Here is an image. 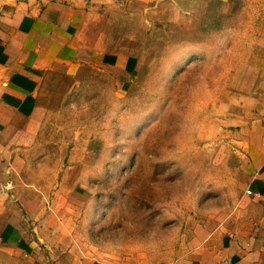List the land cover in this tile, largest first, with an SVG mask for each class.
Masks as SVG:
<instances>
[{
	"label": "rangeland",
	"instance_id": "rangeland-1",
	"mask_svg": "<svg viewBox=\"0 0 264 264\" xmlns=\"http://www.w3.org/2000/svg\"><path fill=\"white\" fill-rule=\"evenodd\" d=\"M81 1L77 68L51 69L38 139L12 158L21 194L71 195L53 210L66 245L106 264H187L219 234L252 229L264 0ZM101 54L112 60L92 61ZM130 56L134 71L114 63Z\"/></svg>",
	"mask_w": 264,
	"mask_h": 264
},
{
	"label": "crops",
	"instance_id": "crops-1",
	"mask_svg": "<svg viewBox=\"0 0 264 264\" xmlns=\"http://www.w3.org/2000/svg\"><path fill=\"white\" fill-rule=\"evenodd\" d=\"M82 4L81 0H0V264H106L101 257L80 255L78 248L66 245L71 230L63 228L66 218H53V210L59 202H68L71 195L60 197L57 188L44 193L34 187L31 197H25L20 191L23 186L11 175L12 158L20 157V150L32 146L40 134L36 116L46 77L57 66L66 67L68 72L77 68ZM111 60V56L101 54L92 61L100 64ZM138 60L130 56L115 58L114 63L125 65L126 70L131 65L134 71ZM262 137V145L254 157L251 154L253 167L246 187L250 201L263 207L256 225L250 230L235 227L219 234L202 244L187 264H264ZM39 200L50 206L47 218L33 212Z\"/></svg>",
	"mask_w": 264,
	"mask_h": 264
}]
</instances>
